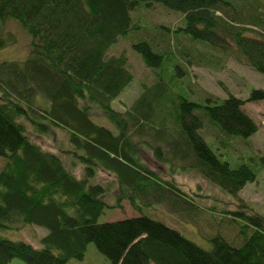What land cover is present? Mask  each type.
Segmentation results:
<instances>
[{"label": "trees", "instance_id": "obj_1", "mask_svg": "<svg viewBox=\"0 0 264 264\" xmlns=\"http://www.w3.org/2000/svg\"><path fill=\"white\" fill-rule=\"evenodd\" d=\"M158 4L178 11L181 24H153L162 31L142 29L138 19L146 15L143 10ZM8 21L18 23L31 42L25 59L0 61V157L6 159L0 170V229L24 223L48 232L41 246L0 235V264H11L14 258L26 264H68L71 258L83 259L91 242L111 264H264V215L244 204L220 215L201 207L191 194L143 164L134 140L149 136L151 141L140 142L158 159L171 164L179 160L183 171L195 170L233 196L256 180L258 170L252 163L224 159L202 131L209 123L226 138L252 136L258 125L244 104L264 100V89H253L248 99L209 94L193 100L187 79L180 77L196 56L204 63L208 54L213 62L225 55L264 73L262 1L0 0V49L17 42L12 31L4 33ZM142 30L152 42L130 44L148 67L157 70L158 81L143 85L132 105L121 112L113 101L134 77L126 53L109 51L121 38ZM172 32L178 33L179 41H189L184 52ZM93 105L113 127L95 120ZM19 118L29 120L39 133L67 130L70 147L64 153L73 165L83 166L82 177L66 166L61 154L34 142ZM260 160L264 166V154ZM99 168L115 176L113 204L107 200L109 183L96 180ZM124 199L138 212L142 204H168L170 211L198 225L208 246L142 212L99 221L105 209L121 207ZM227 213L232 214L229 220Z\"/></svg>", "mask_w": 264, "mask_h": 264}, {"label": "rangeland", "instance_id": "obj_2", "mask_svg": "<svg viewBox=\"0 0 264 264\" xmlns=\"http://www.w3.org/2000/svg\"><path fill=\"white\" fill-rule=\"evenodd\" d=\"M264 3V0H259ZM142 12V9H140ZM146 12L145 16H140V25L142 29L149 31H162L158 26L153 24H164L166 26H172L173 28L181 24L182 15L178 11L170 10L162 4L154 7L152 10H143ZM136 13V12H135ZM133 16L138 17V13ZM153 26V28H152ZM4 33L12 31L17 42L8 46L7 48L0 49V61L3 60H23L30 51V35L25 32L18 23L14 21H8L4 26ZM132 32L128 38H121L119 42L112 47L109 51V55H118L125 52L128 57V69L133 74L132 83L125 89L123 94L113 101V107L121 112H124L129 108L133 101L140 95L143 90V85L152 86L158 81L156 75L157 70L148 67L139 53L134 51L131 47L130 41L149 40L145 35V31ZM178 33L172 32V39L178 44L179 49L183 52L187 49L185 45H190L187 39L177 38ZM155 34L152 39H156ZM129 39V40H128ZM154 43V42H153ZM199 44V43H197ZM207 46L208 45H203ZM198 45L199 47H201ZM192 46V45H191ZM193 47V46H192ZM204 47L206 50L209 48ZM192 49V48H191ZM205 50V51H206ZM191 52H195L192 49ZM210 51H208L209 53ZM183 61V58H180ZM199 57L193 59V63L186 65L183 69L187 71L183 77L186 78V86H190L192 89L190 97L193 100H199L206 95L211 94L214 98L224 99L230 94L236 95L243 99H248L253 89H264V73L257 71L250 65L243 64L233 57L221 55V61H211L212 56L208 54L206 56V62H199ZM199 62V63H198ZM186 63V62H185ZM184 63V64H185ZM189 73V74H188ZM192 95V96H191ZM246 112L256 121L258 130L249 138L244 139L241 137L226 138L222 135L217 126L206 123V127L203 129L202 134L213 149L223 154L224 159H228L232 164L249 162L252 163L258 170V176L254 182L248 183L242 191L233 196L220 187L211 184L200 173L195 170L183 171L181 167L182 162L174 160V162L168 163L160 160L156 157L154 152L143 142L145 139L152 140L149 136L144 138L143 136H134V140L138 141L136 146L137 158L145 164L149 169L154 171L162 180L173 181L180 190L184 193L191 194L193 198H196L200 202L201 207L205 209L213 208L217 215L224 213V211H235L239 209V206L244 204L248 208L253 209L257 213L264 215V166L260 160V156L264 154V100L259 101H247L244 104ZM93 117L101 124L113 127V125L105 117L103 110L97 105H93ZM20 122H23L26 128L28 136L36 143L40 144L45 150H50L62 155L66 166L73 171L78 177L83 175V166L81 164L73 165V159L69 154H65L64 150L70 147L69 132L60 128H52L47 133H39L35 130L32 123L26 118H19ZM117 130V128H116ZM227 141L229 144L222 146L219 141ZM214 142V143H212ZM219 144L221 146H219ZM164 149H167L166 145H163ZM220 148V149H219ZM6 159L0 157V170L5 166ZM96 180L101 183H109L112 191L107 194V200L111 204L114 203V194L117 191V182L115 176L102 168L98 169ZM142 213L149 215L153 218L164 221L165 223L181 230L186 236L195 240L202 246H208L204 238H202L199 227L196 223H191L186 219H182L180 214L178 215L174 211H170L169 205L161 202L156 204L146 205L142 204ZM186 206L181 205L180 208L184 209ZM246 207V208H247ZM203 211V209H202ZM135 210L128 199L122 201V206L116 209L107 208L100 216L99 221H115L124 219L127 217L138 216L142 214ZM203 213V212H201ZM206 213V212H205ZM184 215V213H182ZM204 216V213L202 214ZM229 220V216L232 214H226ZM226 218V219H227ZM231 230H235L228 221ZM204 225V224H201ZM232 230V231H233ZM47 229L34 225V224H21L20 227L15 229H0V235L8 237L13 240H22L29 242L35 246H41V237L47 233ZM11 264H26L21 258H14ZM68 264H111L110 261L98 250L95 243L88 244L86 254L83 259L71 258Z\"/></svg>", "mask_w": 264, "mask_h": 264}]
</instances>
